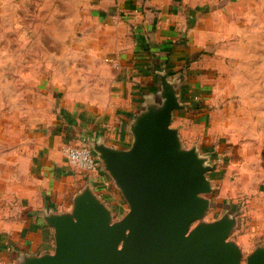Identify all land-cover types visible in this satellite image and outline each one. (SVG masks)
Here are the masks:
<instances>
[{
  "label": "rangeland",
  "instance_id": "374dc122",
  "mask_svg": "<svg viewBox=\"0 0 264 264\" xmlns=\"http://www.w3.org/2000/svg\"><path fill=\"white\" fill-rule=\"evenodd\" d=\"M119 1L0 0V129L17 128L22 134L33 125L35 130L56 105L66 108L82 97L105 93L82 89L79 81L88 80L90 64L101 67L100 58L89 51L109 47L103 19L121 21ZM130 1L186 13L198 28V42L206 43L195 70L202 66L207 79L199 100L206 99V113L187 121L186 132L212 157L211 164L221 162L208 175L216 192L205 220L219 219L226 210L235 214L240 226L230 240L248 255L264 243V0ZM5 5L18 6L15 15L8 9L6 16ZM122 14L121 22L132 26L129 32L135 35L137 22L130 23L126 11ZM154 19L149 15L148 22ZM115 201L122 206L117 210L121 218L129 207L119 193Z\"/></svg>",
  "mask_w": 264,
  "mask_h": 264
},
{
  "label": "crops",
  "instance_id": "0c3cea01",
  "mask_svg": "<svg viewBox=\"0 0 264 264\" xmlns=\"http://www.w3.org/2000/svg\"><path fill=\"white\" fill-rule=\"evenodd\" d=\"M118 6L121 21L126 11L127 20L137 22L135 35H130L129 24L104 16L110 45L105 51H89L100 58L101 67L90 64L88 80L79 81L82 89L102 88L105 93L100 98L82 97L66 108L56 105L35 130L33 125L22 134L17 128L0 129L7 135L0 139V264H23L25 257L53 254L54 229L44 217L71 213L74 199L88 186L113 211L115 221L124 217L117 218L122 206L115 201V193L126 201L103 167L99 172L82 171L70 164L64 151L81 146L93 151L94 143L130 149L134 140L131 126L148 105L160 102L165 75L187 107L174 112L172 127L179 131L186 149L195 147L214 161L200 142L191 141L190 131L186 132L187 121H197L206 113V99L199 100L207 79L202 66L201 72L195 71L206 43L198 42L192 17L186 20V13L177 14L161 5L143 8L130 0H120ZM149 15L155 18L153 23L148 22ZM236 243L245 257L258 246L264 247V243L258 244L245 255V249Z\"/></svg>",
  "mask_w": 264,
  "mask_h": 264
},
{
  "label": "water",
  "instance_id": "95a60500",
  "mask_svg": "<svg viewBox=\"0 0 264 264\" xmlns=\"http://www.w3.org/2000/svg\"><path fill=\"white\" fill-rule=\"evenodd\" d=\"M186 108L163 76L160 102L148 105L131 126L130 149L93 145L128 212L115 221L88 186L71 213L44 217L54 229V253L25 257L23 264H264V247L245 258L230 240L240 226L235 214L205 220L214 194L208 174L218 163L195 147L186 149L172 127L174 112Z\"/></svg>",
  "mask_w": 264,
  "mask_h": 264
},
{
  "label": "built area",
  "instance_id": "2783aa9c",
  "mask_svg": "<svg viewBox=\"0 0 264 264\" xmlns=\"http://www.w3.org/2000/svg\"><path fill=\"white\" fill-rule=\"evenodd\" d=\"M64 155L73 167L82 171L99 172L102 168L98 157L89 147H67Z\"/></svg>",
  "mask_w": 264,
  "mask_h": 264
},
{
  "label": "clouds",
  "instance_id": "9594fccd",
  "mask_svg": "<svg viewBox=\"0 0 264 264\" xmlns=\"http://www.w3.org/2000/svg\"><path fill=\"white\" fill-rule=\"evenodd\" d=\"M16 5H5V9H6V12H5V15H9V12L7 11L8 9H11V14L12 15H15V9H16Z\"/></svg>",
  "mask_w": 264,
  "mask_h": 264
}]
</instances>
